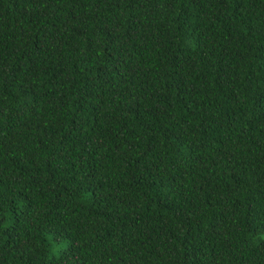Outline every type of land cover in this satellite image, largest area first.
Instances as JSON below:
<instances>
[{
	"label": "trees",
	"instance_id": "obj_1",
	"mask_svg": "<svg viewBox=\"0 0 264 264\" xmlns=\"http://www.w3.org/2000/svg\"><path fill=\"white\" fill-rule=\"evenodd\" d=\"M0 264H264V0H0Z\"/></svg>",
	"mask_w": 264,
	"mask_h": 264
}]
</instances>
